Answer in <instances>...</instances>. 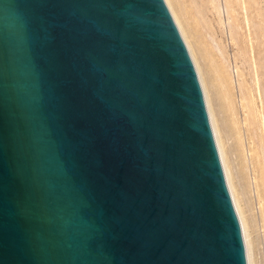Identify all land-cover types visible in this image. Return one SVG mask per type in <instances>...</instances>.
<instances>
[{
	"label": "water",
	"instance_id": "obj_1",
	"mask_svg": "<svg viewBox=\"0 0 264 264\" xmlns=\"http://www.w3.org/2000/svg\"><path fill=\"white\" fill-rule=\"evenodd\" d=\"M0 264H251L166 0H0Z\"/></svg>",
	"mask_w": 264,
	"mask_h": 264
},
{
	"label": "rangeland",
	"instance_id": "obj_2",
	"mask_svg": "<svg viewBox=\"0 0 264 264\" xmlns=\"http://www.w3.org/2000/svg\"><path fill=\"white\" fill-rule=\"evenodd\" d=\"M166 1L222 124L251 264H264V193L256 172L264 161V0H205L216 32L207 43L179 1ZM214 50L218 55H208Z\"/></svg>",
	"mask_w": 264,
	"mask_h": 264
},
{
	"label": "bare ground",
	"instance_id": "obj_3",
	"mask_svg": "<svg viewBox=\"0 0 264 264\" xmlns=\"http://www.w3.org/2000/svg\"><path fill=\"white\" fill-rule=\"evenodd\" d=\"M179 4L181 7V9H185V11H187V16L189 18V20L191 21V28L193 29V31L195 32V34L197 35L199 40L204 41L205 43H207V41L210 42L209 38H211L212 40H214V38L216 37V32L212 29V15H213V11L211 9V7L206 3L205 0H178ZM253 1V0H252ZM256 1V0H255ZM254 1L253 4H255L256 2ZM258 2V1H257ZM260 2V0H259ZM264 2V1H263ZM261 3V2H260ZM259 4V3H256ZM264 5V3L262 4V6ZM256 6V5H254ZM259 6V5H258ZM261 6V5H260ZM253 8V7H252ZM261 11V10H260ZM259 12V11H258ZM262 12V11H261ZM260 13V12H259ZM264 13V10H263ZM261 15V13H260ZM259 15V16H260ZM258 16V15H257ZM264 16V15H263ZM262 17V16H260ZM264 21V20H263ZM256 24V23H255ZM234 27V26H233ZM259 27V26H257ZM238 34V33H237ZM236 35V34H235ZM234 36V35H233ZM239 37V35H238ZM238 39V38H236ZM237 42V41H236ZM243 40L241 42H238L237 45H239L238 49L242 51V48L244 47L243 45ZM246 43V42H245ZM248 45V44H247ZM254 46V45H253ZM245 48V47H244ZM253 48V47H251ZM255 49V48H254ZM247 50V49H246ZM215 51V50H214ZM224 53V50H222ZM256 51H258V49H256ZM254 52V51H253ZM244 53V52H243ZM210 54V56L215 57L216 55H218V53L215 51H210V53H208V55ZM257 56V55H255ZM256 58V57H255ZM257 63V62H256ZM258 65V64H257ZM264 68V67H263ZM261 70V69H260ZM262 75V74H261ZM264 75V74H263ZM263 78V77H262ZM246 95V94H245ZM247 96H245L246 98ZM244 99V98H243ZM245 100V99H244ZM264 105V103H263ZM251 119V118H250ZM252 121V120H251ZM254 126V125H253ZM247 129V126H246ZM256 130V129H255ZM247 131V130H246ZM254 129L252 128V124L249 123L248 121V132L253 133ZM249 134V133H247ZM254 135V134H253ZM252 135V136H253ZM251 136V134H250ZM251 136V137H252ZM255 136V135H254ZM253 136V137H254ZM252 137V138H253ZM256 143V141H255ZM259 143V142H258ZM257 146V145H256ZM255 146V148H256ZM258 148V147H257ZM253 152V151H252ZM256 153V152H255ZM264 161H262L261 159V164L256 166V172L259 176L258 179V187L261 191V193H264V165L263 163ZM260 163V162H259ZM262 165V166H261ZM249 250V248H248Z\"/></svg>",
	"mask_w": 264,
	"mask_h": 264
}]
</instances>
